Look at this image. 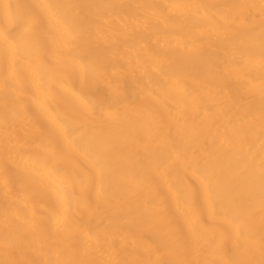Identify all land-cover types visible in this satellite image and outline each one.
Listing matches in <instances>:
<instances>
[{"label": "bare ground", "instance_id": "obj_1", "mask_svg": "<svg viewBox=\"0 0 264 264\" xmlns=\"http://www.w3.org/2000/svg\"><path fill=\"white\" fill-rule=\"evenodd\" d=\"M0 264H264V0H0Z\"/></svg>", "mask_w": 264, "mask_h": 264}]
</instances>
